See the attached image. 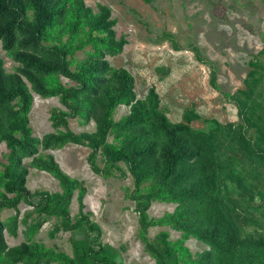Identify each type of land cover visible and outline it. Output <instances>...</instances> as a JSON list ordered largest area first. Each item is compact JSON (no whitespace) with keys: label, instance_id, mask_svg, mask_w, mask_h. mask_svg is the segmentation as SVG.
Here are the masks:
<instances>
[{"label":"trees","instance_id":"obj_1","mask_svg":"<svg viewBox=\"0 0 264 264\" xmlns=\"http://www.w3.org/2000/svg\"><path fill=\"white\" fill-rule=\"evenodd\" d=\"M115 24L104 3L94 9L85 0H0V45L17 62L7 71L0 55V264H124L125 246L103 241L102 227L84 210V180L46 152L69 143L88 149L89 168L101 178L131 179L124 196L155 264H264V46L248 60L243 86L225 92L239 121L203 118L197 128L191 122L201 116L193 109L170 120L154 85L137 98L133 75L109 63L127 43ZM195 50L220 88L216 64ZM33 93L59 102L49 110L53 131L41 137L29 121ZM120 105L128 111L116 119ZM71 119L94 129L75 132ZM28 167L50 173L60 189L31 191ZM155 201L175 206L152 218ZM21 202L31 206L22 215ZM6 209L14 213L2 219ZM48 219L50 238L69 233L70 252L35 239ZM20 224L24 239L9 246L5 233L17 236ZM151 227L178 236L160 229L150 237ZM189 238L207 248L193 253Z\"/></svg>","mask_w":264,"mask_h":264},{"label":"rangeland","instance_id":"obj_2","mask_svg":"<svg viewBox=\"0 0 264 264\" xmlns=\"http://www.w3.org/2000/svg\"><path fill=\"white\" fill-rule=\"evenodd\" d=\"M95 9L97 3L108 4L111 17L116 20L117 35L124 34L127 43L122 52L107 56L114 67L126 68L134 77L137 98H143L150 85H154L160 97V107L172 121L182 120L183 113L193 109L201 116L191 125L204 127L203 118H216L220 122H238L235 105L227 100L225 92L242 87V79L248 70L251 55L264 46V0H85ZM216 64V88L210 81L211 66L198 59L197 51ZM0 55L7 71H13L17 62L6 56L0 45ZM29 113L33 135L41 137L53 131L49 110L59 105L57 98H42L33 93ZM264 103V99H263ZM128 107L120 105L115 118L127 113ZM69 127L75 131H91L92 122L80 125L71 119ZM0 144V156L4 152ZM52 153L61 169L72 177L84 180L87 193L85 208L102 227V240L115 245H124L121 259L124 264H155L143 249L137 236V215L133 201L125 198L123 187L131 186V179H103L91 171L86 161L88 149L67 144L62 148L47 150ZM29 158H25L27 164ZM26 186L31 191L44 189L51 192L60 189L58 180L50 173L28 167ZM256 204H259L257 201ZM173 203L152 202L148 214L161 216L174 208ZM20 214L31 208L21 202ZM71 213L77 212V201L71 203ZM14 213L6 209L1 218ZM52 220L48 219L35 239L47 245H57L70 252L69 233L48 236ZM251 229L253 226L245 225ZM160 229L151 227L152 237ZM24 226L19 225L17 236L5 233L9 246L24 239ZM170 237L178 232L169 229ZM186 245L195 253L207 245L195 238L186 240Z\"/></svg>","mask_w":264,"mask_h":264}]
</instances>
